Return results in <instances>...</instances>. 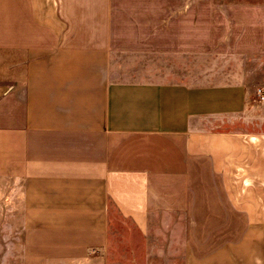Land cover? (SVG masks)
Instances as JSON below:
<instances>
[{
	"label": "crops",
	"instance_id": "crops-1",
	"mask_svg": "<svg viewBox=\"0 0 264 264\" xmlns=\"http://www.w3.org/2000/svg\"><path fill=\"white\" fill-rule=\"evenodd\" d=\"M257 90L264 0H0V218L18 264H109L114 214L181 245L170 264H264Z\"/></svg>",
	"mask_w": 264,
	"mask_h": 264
},
{
	"label": "rangeland",
	"instance_id": "rangeland-1",
	"mask_svg": "<svg viewBox=\"0 0 264 264\" xmlns=\"http://www.w3.org/2000/svg\"><path fill=\"white\" fill-rule=\"evenodd\" d=\"M113 217L111 219L110 239L112 246L109 253V264H119L121 261H126V264H170L172 256H177L180 259L182 255L181 245L177 244L176 251L168 252L166 245L168 241L164 232L157 235L153 241H148L146 238L134 235L128 222H123L115 214ZM2 224H4V219L0 218V264H18L16 255L14 257L11 249H9V241H12L13 237L5 234ZM119 243L126 245V252L119 251Z\"/></svg>",
	"mask_w": 264,
	"mask_h": 264
},
{
	"label": "built area",
	"instance_id": "built-area-1",
	"mask_svg": "<svg viewBox=\"0 0 264 264\" xmlns=\"http://www.w3.org/2000/svg\"><path fill=\"white\" fill-rule=\"evenodd\" d=\"M256 94L258 101H264V93L261 90H257Z\"/></svg>",
	"mask_w": 264,
	"mask_h": 264
}]
</instances>
